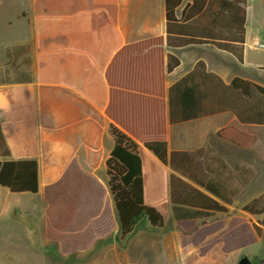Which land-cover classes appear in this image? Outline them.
<instances>
[{
    "label": "crops",
    "instance_id": "0c3cea01",
    "mask_svg": "<svg viewBox=\"0 0 264 264\" xmlns=\"http://www.w3.org/2000/svg\"><path fill=\"white\" fill-rule=\"evenodd\" d=\"M192 3L182 0L177 23L167 28L165 0H0V126L9 159L35 160L39 183L36 194L6 189L15 217L0 219V258L11 264L264 261L258 225L264 215L245 209L264 194L256 181L264 125L241 122L218 94V81L228 86L236 77L264 87L255 76L264 65L247 59V5L239 62L201 33L222 0H205L190 19L197 30H178ZM191 38L202 43H182ZM149 40L156 42L139 46ZM256 42L251 49L259 48ZM110 126L138 145L143 201L163 216V227L143 218L121 237L105 167L114 147ZM228 128L243 135L238 143L218 135ZM153 140L166 142L177 169L144 147ZM171 176L201 195L174 188L173 201ZM175 208L198 213L197 228L243 217L263 232L234 253L217 244L199 257L195 248L179 246Z\"/></svg>",
    "mask_w": 264,
    "mask_h": 264
},
{
    "label": "trees",
    "instance_id": "16d2710c",
    "mask_svg": "<svg viewBox=\"0 0 264 264\" xmlns=\"http://www.w3.org/2000/svg\"><path fill=\"white\" fill-rule=\"evenodd\" d=\"M166 1L167 28L177 23L175 9L182 0ZM191 7L186 6L181 14L178 30L185 33L197 30L196 23L192 17L204 8L205 0H192ZM248 0H222L216 12L208 18L206 28H201L202 35L211 41L217 48L233 54L239 62L243 60V44L245 37L246 5ZM216 30V33H215ZM217 37V38H216ZM214 39H218L216 42ZM155 40L145 41L140 47H148ZM182 43H202L195 38L185 39ZM168 45L171 46L170 39ZM168 69L175 63H170ZM222 93V100L235 111L241 122L264 125V87L243 80L232 79L228 86L218 81V94ZM195 94V93H194ZM219 99V97H218ZM221 100V101H222ZM109 132L114 141V147L109 158L105 161L108 177L107 185L112 195L114 207L117 212L120 235H129L139 221L145 218L153 227L161 228L164 225L163 216L153 207L145 205L143 201V177L141 172V161L138 155V145L126 134L110 126ZM220 136L232 135L231 140L238 143L243 135L232 128L222 130ZM253 139L250 138V143ZM144 147L150 151L164 165H170L177 169L176 165L169 160L167 144L164 140H153L144 143ZM9 147L5 141L0 126V187L7 189L10 193H31L39 191L38 164L35 160L12 161ZM183 166L182 163L179 164ZM182 174L184 172L182 170ZM190 179H193L192 177ZM199 183V182H197ZM200 185V184H199ZM208 191H213L209 186H203ZM174 188L181 193L192 191L201 193L183 182L171 176V194L174 201ZM228 203V200H225ZM253 206L254 210L251 209ZM246 210L253 214L264 215V194L250 204ZM226 212V209H222ZM176 226L181 231L179 235V246L185 248L191 246L198 252L199 257L205 256L215 245H221L224 254L234 253L242 248L255 244L264 227L263 219L258 225L251 223L243 217H231L228 220H217L210 223L204 222L197 228L196 217L198 213L174 209ZM259 264H264L260 261Z\"/></svg>",
    "mask_w": 264,
    "mask_h": 264
},
{
    "label": "rangeland",
    "instance_id": "374dc122",
    "mask_svg": "<svg viewBox=\"0 0 264 264\" xmlns=\"http://www.w3.org/2000/svg\"><path fill=\"white\" fill-rule=\"evenodd\" d=\"M247 36L249 38V46L246 49L247 59L250 63L264 65V47L251 49L253 37H257L264 43V0H249L247 4ZM259 80L264 82V72H257L255 75ZM257 170V192L264 189V162L256 163ZM8 191L0 187V199L1 205L4 209H0V219H11L15 217L11 213V197L5 196ZM30 218H34V215H29ZM11 257V252L9 253ZM2 256V255H1ZM1 264H11V259H7L3 256L0 258Z\"/></svg>",
    "mask_w": 264,
    "mask_h": 264
},
{
    "label": "water",
    "instance_id": "95a60500",
    "mask_svg": "<svg viewBox=\"0 0 264 264\" xmlns=\"http://www.w3.org/2000/svg\"><path fill=\"white\" fill-rule=\"evenodd\" d=\"M237 264H253L247 257H242Z\"/></svg>",
    "mask_w": 264,
    "mask_h": 264
},
{
    "label": "built area",
    "instance_id": "2783aa9c",
    "mask_svg": "<svg viewBox=\"0 0 264 264\" xmlns=\"http://www.w3.org/2000/svg\"><path fill=\"white\" fill-rule=\"evenodd\" d=\"M255 46L259 48H263L264 44H262L261 42H256Z\"/></svg>",
    "mask_w": 264,
    "mask_h": 264
}]
</instances>
